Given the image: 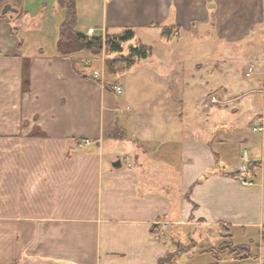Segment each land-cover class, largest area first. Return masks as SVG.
<instances>
[{
	"label": "crops",
	"instance_id": "1",
	"mask_svg": "<svg viewBox=\"0 0 264 264\" xmlns=\"http://www.w3.org/2000/svg\"><path fill=\"white\" fill-rule=\"evenodd\" d=\"M75 1L78 31L131 27L149 44L154 30L166 46L183 41L185 30H205L215 45L219 30L243 35L264 25V0ZM12 5L3 14L0 4V264H159L174 249L163 236L184 238L186 225L217 241L239 239L243 256L232 262L264 264V81L233 88L238 95L226 102L219 95L231 86L214 92L218 85L198 79L203 93L190 102L172 82L183 53L153 63L154 48L145 61L152 83L165 82L167 102L149 118L131 114L108 84L118 79L92 76L86 60L96 55L58 51L66 13L59 0ZM155 23L181 33L164 40ZM202 43L200 59H217ZM254 122L258 134L246 131ZM114 125L125 136L112 135ZM250 161L259 163L251 177L233 174ZM208 247L218 256L206 264H222L226 245ZM197 253L180 252L179 261Z\"/></svg>",
	"mask_w": 264,
	"mask_h": 264
},
{
	"label": "rangeland",
	"instance_id": "2",
	"mask_svg": "<svg viewBox=\"0 0 264 264\" xmlns=\"http://www.w3.org/2000/svg\"><path fill=\"white\" fill-rule=\"evenodd\" d=\"M204 31L205 30L199 32V37H194L186 30L183 31L181 33V38L184 40L180 41V43L177 45L174 42L173 44L171 43L172 45H162L159 42V30H154V32L148 35V37L145 39L146 41L152 43L155 48L154 56L151 58L153 59V63H159V60L162 58V54L173 55L175 53H183L182 55L180 54L181 60L183 61V63L180 64L182 68L181 76L180 72H177L176 69V73H173L172 82L174 81L175 84H177V87H179V84L181 85L182 79H184L183 83H185V91L182 93L176 87V96L184 98L190 102H193L194 99L198 100L197 97L199 94L201 96L203 93V90L199 91L200 88L198 87L199 85H197L199 84V81L197 80L200 79L203 83V87L205 88L210 89L211 87L213 88L218 85L219 87H217V90L214 92H218L219 90L221 92L225 85L231 86L232 91L230 93L225 94L221 92V95H219L229 98L226 101L228 102L230 98L238 95L236 94L237 90L233 88H241L243 83H247V81L254 79H262V81H264V78L261 74V72L263 73L264 70V25L258 26L255 31L248 30L243 35L242 31L237 32L239 35L226 36L222 30H219L218 34L216 35L217 40L215 45L212 40L213 38L206 35ZM251 32L252 35H250ZM197 38L203 42L202 45H200V49L203 50V53L208 52L207 55H209L210 50L213 49L212 53L217 56V59H213L211 57H208L207 60L200 59L202 55L201 52L195 51L198 48L197 45L195 46ZM193 41H195L194 44ZM96 56V58H92L89 62H86L90 64L87 66H89L90 69L96 68L101 70L106 83L115 79H118L121 82L123 91L119 93V101L122 106H130L128 111L129 113L138 114V116L149 118L155 104L161 102L162 100H167L168 93L164 84L165 82L161 83L163 80H159V84H162V86L159 87L152 83L155 77V72L152 70L153 67L148 62L146 63V59L138 61L124 73H111L106 66L104 53L98 54ZM83 62L85 63L84 60ZM251 64H254L258 71L250 76H247L246 71ZM207 82H209V84ZM216 97H218L217 94ZM237 99H241V97ZM231 101L232 100L229 102ZM214 103H218V101H215ZM240 103H242V100ZM244 117V115H240L241 119H244ZM225 118L226 117L223 119ZM255 122L250 123V127H246V131L258 134L259 132L252 131V126L255 124ZM112 133H114V127H112ZM183 230L185 232L183 234V236H185L184 238H181L170 231H167L166 235L163 236L165 242H167V244L174 249L172 250V253L166 257V260H164L162 264H206L209 260H211V262L213 260L215 261V258H217L218 255L211 250L213 248L207 250L210 248L208 246L211 244V247H220L225 241H229V238H223L222 240L218 239L217 241L218 235L216 233L211 235L207 231H204L201 235L198 232L193 234V228L191 226L189 227L188 225L184 226ZM192 240L198 242L199 244L197 245L192 243ZM232 241L235 245H242L239 239ZM177 249H179V252L193 251L200 253V251H207L202 255L201 253H197V255L191 254L190 257L192 260L184 261V259H182L183 262L181 263L179 261L180 259L178 258L179 252H173ZM225 251L226 252L222 254L224 256L222 264L243 263L239 260L234 262L231 261L233 258L238 259L243 256V253L233 249L232 245L227 244ZM192 256H194L195 259L192 258Z\"/></svg>",
	"mask_w": 264,
	"mask_h": 264
},
{
	"label": "trees",
	"instance_id": "3",
	"mask_svg": "<svg viewBox=\"0 0 264 264\" xmlns=\"http://www.w3.org/2000/svg\"><path fill=\"white\" fill-rule=\"evenodd\" d=\"M21 1L0 0L3 14L4 12L6 13L4 10L8 4L11 5L13 10H17L12 4L20 5ZM59 2L66 10L57 42L58 51L61 54L71 55L78 51H86L93 55L104 53L106 66L111 73H124L138 61L147 59L153 55V45L146 43L142 38L138 37L136 31L131 27H126L116 33H106L105 35H87L78 31L75 28L77 22L76 1L59 0ZM155 25L160 27L161 36L164 40H169L173 36H179L181 33V28L178 25L158 23H155ZM113 127L114 133L112 135L118 137L121 135L122 137L125 136L123 129L119 125H114ZM258 165V162L250 161L247 163L245 170L234 171L233 174H238L247 179L253 175L255 167ZM227 244L232 245L233 249L243 253V246L240 244L235 245L232 239L229 238V241L224 242V245ZM173 252H179V249ZM171 253L172 251L161 257L159 264H162Z\"/></svg>",
	"mask_w": 264,
	"mask_h": 264
},
{
	"label": "built area",
	"instance_id": "4",
	"mask_svg": "<svg viewBox=\"0 0 264 264\" xmlns=\"http://www.w3.org/2000/svg\"><path fill=\"white\" fill-rule=\"evenodd\" d=\"M87 61L89 62V60H87ZM256 69H257V67L254 64H251L248 67V70L246 71V75L250 76V75L254 74L255 72L258 71V69L257 70ZM262 74L264 76V70H263ZM92 75L94 77H101L102 78L103 77V72L101 70L95 68V69H93ZM113 88H114V91L116 93H118V94L123 91V87H122V85L120 83H114ZM263 92H264V86H263ZM260 128H261L260 126H255L254 127V129H260ZM245 169H246V165L243 164V165L240 166V170L243 171Z\"/></svg>",
	"mask_w": 264,
	"mask_h": 264
},
{
	"label": "water",
	"instance_id": "5",
	"mask_svg": "<svg viewBox=\"0 0 264 264\" xmlns=\"http://www.w3.org/2000/svg\"><path fill=\"white\" fill-rule=\"evenodd\" d=\"M10 8H11V5L8 4V5L6 6V8H5L4 11L9 10ZM112 165L115 166V167H119V166L121 165V160H120V159H116V160H114V161L112 162Z\"/></svg>",
	"mask_w": 264,
	"mask_h": 264
}]
</instances>
